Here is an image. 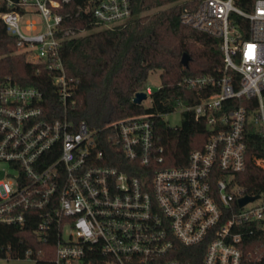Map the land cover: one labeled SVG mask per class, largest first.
Listing matches in <instances>:
<instances>
[{
	"label": "built area",
	"instance_id": "1",
	"mask_svg": "<svg viewBox=\"0 0 264 264\" xmlns=\"http://www.w3.org/2000/svg\"><path fill=\"white\" fill-rule=\"evenodd\" d=\"M69 3L0 0L15 53L49 71L58 103L51 106L34 87L0 83V225L23 228L29 221L40 242L52 241L49 261L40 259L43 251L26 252L34 263L264 264V193H246L238 183L255 151L264 156V0L250 11L234 0L182 1L181 24L220 41L224 70L180 81L187 91L209 93L168 114L206 120L209 136L186 166L174 168L159 167L153 115L100 129L69 118L75 82L61 48L84 33L63 28L72 16L60 11ZM82 14L96 29L113 30L131 19V3L86 0L74 17ZM235 100L245 105L233 108ZM253 137L260 143L254 151ZM245 196L258 198L239 206Z\"/></svg>",
	"mask_w": 264,
	"mask_h": 264
},
{
	"label": "trees",
	"instance_id": "2",
	"mask_svg": "<svg viewBox=\"0 0 264 264\" xmlns=\"http://www.w3.org/2000/svg\"><path fill=\"white\" fill-rule=\"evenodd\" d=\"M85 1L70 0L60 11L72 16L65 20L64 29L85 32L64 42L61 48L66 76L75 82L69 118L75 125L85 123L91 129H100L128 116L153 115L155 146L162 150L158 154L162 157L159 167L186 166L190 152L202 149L209 136L206 120L196 122L191 115L184 114L181 126L173 129L161 117L180 102L189 105L206 97L209 91H187L179 83L186 76H216L224 70L220 41L181 24L183 0H130L131 19L113 30H96L90 15L74 17L77 6ZM255 1L234 0V4L250 11ZM6 9L2 4L0 11ZM150 11L155 12L148 14ZM234 18L241 30L249 29L246 20ZM6 29L0 19V83L9 80L39 89L57 108L49 71L26 55L16 54V40ZM183 54L190 58L187 68L181 64ZM153 71H160L162 85L150 95L151 106L144 108L132 99L136 93L146 91L148 76ZM231 105L235 108L245 104L244 100H235ZM252 139L250 146L254 151L260 143L257 138ZM251 169L248 167L247 176H239L240 187L249 194L264 193V171ZM33 230L35 224L29 221L23 228L0 225V259L22 260L29 250L34 256L43 251L42 260L53 258L52 241L40 242Z\"/></svg>",
	"mask_w": 264,
	"mask_h": 264
},
{
	"label": "rangeland",
	"instance_id": "3",
	"mask_svg": "<svg viewBox=\"0 0 264 264\" xmlns=\"http://www.w3.org/2000/svg\"><path fill=\"white\" fill-rule=\"evenodd\" d=\"M154 12L155 11H150V12H148V14H152ZM31 19L34 21L39 20L37 16H33ZM96 30H102V29L98 28ZM83 34H85V32L82 33V35ZM161 85L162 84H161V80H160V71L151 72L148 76L145 87L149 88L151 90V92L154 93L159 89V87ZM141 105L144 108H149L151 106V100H150L149 94H147V98L144 100V102L141 103ZM162 118H163V121L171 128L179 127L182 124V115L179 112H175L172 114H166V115L162 116ZM254 156L255 157H253V161L250 162V164H249V168L251 166L254 171L255 170L256 171H262V170L264 171L263 168L259 167L260 162H263L264 156L262 155V153L259 150H257V151H255ZM0 264H34V262L29 258H25L22 260L0 259Z\"/></svg>",
	"mask_w": 264,
	"mask_h": 264
},
{
	"label": "water",
	"instance_id": "4",
	"mask_svg": "<svg viewBox=\"0 0 264 264\" xmlns=\"http://www.w3.org/2000/svg\"><path fill=\"white\" fill-rule=\"evenodd\" d=\"M189 56L187 54H183L181 58V64L187 68L188 63H189ZM147 98V94L145 92H138L134 95L132 101L136 105H141L142 102ZM258 196L250 197V196H245L242 199L239 200V206H243L249 202H252L253 200L257 199Z\"/></svg>",
	"mask_w": 264,
	"mask_h": 264
}]
</instances>
